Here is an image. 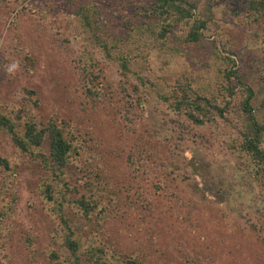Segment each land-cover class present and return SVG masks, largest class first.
Masks as SVG:
<instances>
[{
  "label": "rangeland",
  "instance_id": "rangeland-1",
  "mask_svg": "<svg viewBox=\"0 0 264 264\" xmlns=\"http://www.w3.org/2000/svg\"><path fill=\"white\" fill-rule=\"evenodd\" d=\"M245 2L180 0L160 17L157 0H0V113L56 119L79 155L57 174L72 187L60 212L43 191L52 184L57 198L61 188L43 163L48 141L34 158L0 128L13 171L0 161V264H73L69 229L82 263L102 248L139 264H264V186L250 158L223 142L236 139L243 87L223 93L231 120L197 125L161 97L180 82L222 100L231 70L233 84L253 88L264 122V16H248ZM196 19L206 26L193 41ZM168 22L166 38L153 36ZM89 59L106 104L83 93ZM138 79L148 81L143 96Z\"/></svg>",
  "mask_w": 264,
  "mask_h": 264
},
{
  "label": "trees",
  "instance_id": "trees-1",
  "mask_svg": "<svg viewBox=\"0 0 264 264\" xmlns=\"http://www.w3.org/2000/svg\"><path fill=\"white\" fill-rule=\"evenodd\" d=\"M177 1L180 0H157L155 12L160 17L166 15V13L169 14L171 8H177ZM245 3V9L248 16H254L256 18L264 16V0H246ZM182 13H184V16L189 14L183 11ZM193 24V29L189 34V38L196 41L200 38L201 29L206 26V22L201 19H196ZM170 27L171 23L168 22L162 26L160 31L153 30L152 34L155 37L166 38L170 31ZM121 57H123L124 60L122 66L128 71L126 62L128 58L126 56ZM95 64L96 61L93 63L90 59L88 62L84 63L83 69L88 71V75L83 74L85 82L83 81L82 83V90L85 96L88 95L87 97L91 98L98 97L100 94L102 104H106L104 98L109 94L106 92L107 83H102V81H100L102 80V77H98L99 75H93L95 73H93ZM230 72L226 73L228 83L221 87L218 92V94L223 97L222 100H219V98H213L212 96L206 97L205 95H201L188 87V85H183L180 82L174 88L172 96L164 94L161 97L169 103L168 106L171 111L174 112V115H176L178 119L183 121L181 122L184 123V125H187L188 123H194L197 125L204 124L206 122V117L211 120L215 115L222 116L226 120H231L228 112L233 108L232 101L226 99L224 95L227 93L228 96L233 97L240 91L239 87H243L241 89L245 92V97L238 108V114L242 116V122L236 124V139L231 140L230 138L223 142H226L228 145L231 142V148L238 149L250 158V162H253L256 166L254 170H256L257 176H259V179L264 186V122L256 116L254 111L252 101L255 98V92L253 88L241 81H238L237 84H233L231 80L232 74H230ZM138 80L139 83L133 85V88L135 91H139L140 96H143L144 93L143 89L141 90V87L146 90L148 88V81L147 79ZM121 86L126 89L125 83L120 85V87ZM128 94L130 93L128 92ZM141 99L142 98L139 97L136 102L139 103ZM171 99L172 103L170 102ZM136 102H132L130 107L127 108L129 113L131 107H133ZM137 123L138 122L135 124ZM0 128H2L10 137L19 152H24L26 154L32 153L34 158L37 157L36 155L38 152L41 154L42 151L39 148L48 141L49 153L48 155L42 156L43 163L48 169L53 170L54 177L57 176V184L55 186L60 187L59 185L61 184V188L58 189L57 198L52 191L54 185H44L43 191L46 192L49 199L53 201L54 205L57 206L60 212L64 210L66 211L68 207L67 203L69 202L68 193L72 191V187L69 182L67 183L64 179L62 180L57 174L63 173L67 175L72 168L71 165L75 164L76 160L79 159V155L74 149H72V139L67 137L64 133L63 124H59L56 119H50L47 123H43L41 121H36L34 117L27 116L20 112L16 113L15 111L13 113H0ZM67 134L69 133L67 132ZM0 161L5 168L9 170V173L13 174V171H10L12 170L10 166L12 163L2 157L0 158ZM73 189H75V187H73ZM85 198L87 199V197L82 194L81 199L86 200ZM86 204L89 207V210H91H88L86 213L95 210L96 204H94V206L89 203ZM65 242L74 257L73 264H139L138 261L132 257L122 259L116 256H110L105 253L102 248H98L101 253H98V250H89L91 251L89 260L82 263L78 252L80 243L78 240L76 241L73 239L72 229H69Z\"/></svg>",
  "mask_w": 264,
  "mask_h": 264
}]
</instances>
